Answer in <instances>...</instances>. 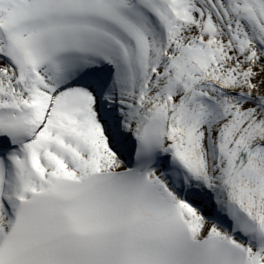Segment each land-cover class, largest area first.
<instances>
[{
  "label": "snow or ice",
  "instance_id": "snow-or-ice-1",
  "mask_svg": "<svg viewBox=\"0 0 264 264\" xmlns=\"http://www.w3.org/2000/svg\"><path fill=\"white\" fill-rule=\"evenodd\" d=\"M0 264H264V0H0Z\"/></svg>",
  "mask_w": 264,
  "mask_h": 264
}]
</instances>
